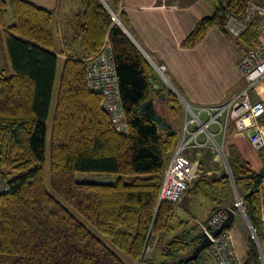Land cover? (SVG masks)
<instances>
[{"label": "trees", "instance_id": "obj_1", "mask_svg": "<svg viewBox=\"0 0 264 264\" xmlns=\"http://www.w3.org/2000/svg\"><path fill=\"white\" fill-rule=\"evenodd\" d=\"M246 1L212 0L213 14L198 20L181 46L194 47L213 26L228 36V16L241 17ZM119 4L82 0V10L74 16V39L82 58L89 59L107 37L128 135L115 132L102 97L86 86L87 62L70 53L61 65L48 137L60 63L52 14L22 0H0V31L9 63L8 72L0 70V175L8 184L0 196V264L192 263L185 258L201 241L196 219L203 207L186 211L184 197L180 207L157 202L162 171L177 143L174 123L181 117V104L163 86L164 100L153 91L150 81L161 83L126 33L128 22ZM109 10L118 13L124 29L112 22ZM257 25V18L251 20L237 45L257 47ZM149 98L156 100L171 131L140 113V104ZM246 147L253 156L244 159L240 148L232 146L227 161L245 216L263 241L258 188L264 180V156L247 142ZM198 171L200 177L185 195L214 206L204 223L216 210H234L230 178L206 176L201 165ZM104 179L109 183L103 184ZM244 264H260L251 237Z\"/></svg>", "mask_w": 264, "mask_h": 264}, {"label": "built area", "instance_id": "obj_2", "mask_svg": "<svg viewBox=\"0 0 264 264\" xmlns=\"http://www.w3.org/2000/svg\"><path fill=\"white\" fill-rule=\"evenodd\" d=\"M114 24L121 25L118 13L110 11ZM254 18L258 19L257 32L261 43L254 48H246L236 64L241 78L239 92L224 104L216 106H194L176 92L182 112L183 123L177 138L176 146L169 161L162 171V181L157 202H169L180 207L185 193L195 180L200 177L199 162L190 154L210 151L223 160L226 175L230 178L233 193L234 212L239 213L246 222L257 251L260 264H264V180L258 188L261 204L260 218L263 230V241H260L255 230L245 216L243 198L233 184L231 170L224 154V142L227 136L245 140L254 152L264 156V102L253 94L259 85H264V7L255 5L249 0L241 17L228 16L226 31L239 36ZM121 23V24H120ZM121 27V26H120ZM86 86L88 90L102 97V108L110 118L117 134L128 135V126L122 107L117 84L116 69L110 43L105 37L99 50L87 61ZM158 77L165 78V65L152 63ZM202 126V127H200ZM216 128V132L212 128ZM219 136L220 142H217ZM7 181L0 175V196L7 193ZM226 218V211L216 210L205 223H198L202 233L210 240L208 254L214 264H244L234 246V232L223 230L218 236H212L214 230Z\"/></svg>", "mask_w": 264, "mask_h": 264}, {"label": "crops", "instance_id": "obj_3", "mask_svg": "<svg viewBox=\"0 0 264 264\" xmlns=\"http://www.w3.org/2000/svg\"><path fill=\"white\" fill-rule=\"evenodd\" d=\"M5 1L9 3L11 0ZM22 1L52 14L57 49L55 54L60 60V68L63 61L69 58L70 53L75 54L76 60H88L82 58V50L74 39V16L81 12L82 0ZM119 11L124 14L128 22L126 33L149 61L151 67L153 68L152 63L165 65V83L156 75L165 90L171 91L174 95L176 92L179 97L194 106L224 104L239 92L241 78L236 64L245 49L237 45L238 36L229 33L226 36L213 26L194 47L181 46L196 22L213 14L212 2L209 0H120ZM0 70L9 71L1 31ZM152 94L150 90L148 96ZM182 123L183 112L179 118V131H175L177 138ZM202 152L197 155L191 153L190 157L195 162H200L198 157ZM205 175L216 180L221 177ZM185 205L188 207L187 210L194 208L198 210L200 206L203 207L202 213H199L197 218L206 216L207 219L214 209L213 205L203 200L192 201L189 194L185 195ZM230 229L234 232L236 252L245 262L250 231L243 217L237 212ZM189 264H214V262L206 250L197 261Z\"/></svg>", "mask_w": 264, "mask_h": 264}, {"label": "rangeland", "instance_id": "obj_4", "mask_svg": "<svg viewBox=\"0 0 264 264\" xmlns=\"http://www.w3.org/2000/svg\"><path fill=\"white\" fill-rule=\"evenodd\" d=\"M210 2H212V0H209ZM251 3L255 4V5H259L264 7V0H249ZM120 26V25H119ZM123 26V25H122ZM124 29V27H122ZM139 49V48H138ZM149 62V61H148ZM61 64V63H60ZM60 64L58 66V71L56 74V79H55V85H54V90H53V94H52V101H51V107H50V114H49V118H48V137H49V132H50V125H51V115L53 112V107L55 104V97L57 94V90H58V85H59V78H60ZM162 82H164V78H161ZM165 83V82H164ZM253 94H255L256 96H258V98H263L264 99V85H259L257 88H255L253 90ZM176 96V95H175ZM180 128V124H179V119H177L174 123V129L175 131H179ZM213 132H216V128L214 129V127L212 128ZM217 142H220V138L219 136H216ZM220 140V141H219ZM47 149L49 148V138H47ZM232 146H237L238 148H240V150L238 151L239 154L242 155V157L244 159H247V157L249 156H253L252 153H250V150L248 149V147H246V141L243 139H236L233 138L231 136H227L224 142V154L226 156H229L230 154V150L232 148ZM200 162L199 165H201L202 170L205 174L210 175V176H222L223 174L226 173V170L224 168V164H223V160L219 157L216 156L215 153H212L210 151H205L202 152L200 157H198ZM184 208H186L187 211V205H185V196H184ZM198 220H200L199 222L204 223V221L206 220V216H201L197 218ZM193 222V221H192ZM94 233L101 238L104 242L108 243V241L101 236L100 234H98L96 231H94ZM153 246V245H152ZM151 246V249L153 250L154 247ZM118 254L125 259L124 255L119 253Z\"/></svg>", "mask_w": 264, "mask_h": 264}, {"label": "water", "instance_id": "obj_5", "mask_svg": "<svg viewBox=\"0 0 264 264\" xmlns=\"http://www.w3.org/2000/svg\"><path fill=\"white\" fill-rule=\"evenodd\" d=\"M120 26L123 27L122 24ZM150 85L152 86L153 91L155 93H158V97L161 100H164L165 97H164V93L162 92V86L154 82V80L150 81ZM139 111L144 116L151 119L162 130H167V131L172 130V126L168 124L166 121H164L162 116L158 114L157 108H156V100H154L153 98H149L148 100L142 102L139 106ZM101 182L103 184H108L109 180L104 179ZM225 211H226V218L214 230L211 231L212 236L216 237L223 230L231 228L234 218H235V212L230 208H226ZM209 246H210V240L208 236L202 233L201 241L194 247L192 252L185 258V262L188 263V262L195 261L197 257L199 256V254L205 249H207Z\"/></svg>", "mask_w": 264, "mask_h": 264}, {"label": "bare ground", "instance_id": "obj_6", "mask_svg": "<svg viewBox=\"0 0 264 264\" xmlns=\"http://www.w3.org/2000/svg\"><path fill=\"white\" fill-rule=\"evenodd\" d=\"M200 127H202V126H200Z\"/></svg>", "mask_w": 264, "mask_h": 264}]
</instances>
